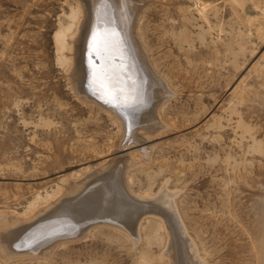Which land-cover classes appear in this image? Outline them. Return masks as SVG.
Returning a JSON list of instances; mask_svg holds the SVG:
<instances>
[{
	"label": "rangeland",
	"instance_id": "374dc122",
	"mask_svg": "<svg viewBox=\"0 0 264 264\" xmlns=\"http://www.w3.org/2000/svg\"><path fill=\"white\" fill-rule=\"evenodd\" d=\"M143 1L137 35L170 94L151 131L79 98L75 0H0V223L67 204L71 182L128 159L130 196L165 190L185 236L146 214L133 238L92 201L86 235L0 264H184L186 239L198 263L264 264V0Z\"/></svg>",
	"mask_w": 264,
	"mask_h": 264
},
{
	"label": "bare ground",
	"instance_id": "6f19581e",
	"mask_svg": "<svg viewBox=\"0 0 264 264\" xmlns=\"http://www.w3.org/2000/svg\"><path fill=\"white\" fill-rule=\"evenodd\" d=\"M75 1L81 11V19L78 27L79 34L73 41V64L70 77L78 90L79 98L84 102L104 107L107 113L115 114L120 121L126 122V126H131L130 128L143 127V130L147 131L157 126L158 121L155 115L158 106L170 94L165 83L153 71L137 35V22L142 4H145L144 1ZM149 126L151 128L146 129ZM120 162L123 164L119 165L114 160L108 161L106 166L102 165L97 172L95 171L96 174L93 177L82 184L71 182L66 187L64 196L73 199L67 204H62L64 201L57 205L52 203V208L49 206L50 209L40 210L37 216L30 218V220L36 218L35 223L4 216L5 219L2 218L0 223V236L3 231V235L8 236L5 238L6 242L3 241V244L0 242V254L3 255L0 256L5 259L12 258L14 255L17 257L33 254L47 256L58 242L68 238L73 239L74 236L86 235V227L91 226L88 223H92V219H89L90 222L85 220L86 222L82 225L79 224L81 218L87 216L86 212L89 211H85V207L86 209L89 206L94 207L95 202L98 206L94 208L97 209L95 212L98 210L101 213L106 210L110 212L109 218L114 219L112 224L117 228L120 227L119 229L124 228L123 230L131 233L133 238L137 233L139 221L146 214L161 218L167 225H174L175 232L183 238L184 231L176 212L174 213L170 198L166 199L167 192L162 189L156 198L153 197L150 200L130 196L128 187L124 183V168H126L124 166L128 163L130 165V162L128 159ZM102 178L105 182L96 184L92 192L88 191L85 194L82 192L79 195L89 182L97 179L100 182ZM94 197L96 199L92 200ZM92 201L95 202L92 204ZM127 208L128 211L125 212ZM167 208L170 209L167 210ZM136 210H139L141 214L137 212L135 214ZM93 215L96 214L93 213ZM126 220L132 223L131 226L124 223ZM20 222H24V225L14 230L10 229L11 231L6 233L10 227L14 228L17 223L21 224ZM87 224L88 226L81 227ZM186 240L184 242L188 245V249L190 248L189 256L191 254L192 261L190 260V263L185 261L184 264H191V262L202 264L198 263L193 246Z\"/></svg>",
	"mask_w": 264,
	"mask_h": 264
},
{
	"label": "water",
	"instance_id": "95a60500",
	"mask_svg": "<svg viewBox=\"0 0 264 264\" xmlns=\"http://www.w3.org/2000/svg\"><path fill=\"white\" fill-rule=\"evenodd\" d=\"M35 222H37L36 220L34 221V223ZM95 224H97V223H95ZM81 237H77V238H73V239H80ZM73 239H70V238H68V239H64L63 241H66V240H73ZM60 242H62V241H60ZM59 243V242H58ZM20 257L21 256H26V255H19Z\"/></svg>",
	"mask_w": 264,
	"mask_h": 264
}]
</instances>
